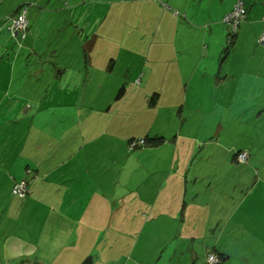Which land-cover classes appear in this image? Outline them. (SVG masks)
Masks as SVG:
<instances>
[{
  "label": "crops",
  "instance_id": "1",
  "mask_svg": "<svg viewBox=\"0 0 264 264\" xmlns=\"http://www.w3.org/2000/svg\"><path fill=\"white\" fill-rule=\"evenodd\" d=\"M23 1L20 0L21 3ZM235 3L236 0L230 3L223 0L221 5L219 2L215 5L214 10L205 9V12L200 13V26L203 28L189 23L186 18L174 17L179 12L172 13L168 6L163 9L162 5H155L152 16L154 25L159 28L147 38V41L153 43L150 50L153 55L144 56V60L156 62L160 67L150 69L146 81L145 72L139 78L138 72H132L131 67L126 69V78L117 76L120 63L115 58L102 61L97 52L92 57V49L98 48L99 45L110 49L108 56L111 55L114 40L108 26L104 27V35L93 34L94 37L89 42L79 38L74 46L75 49L78 45L83 48L85 64L89 66H81L75 71L70 66L71 52H63L62 55V52L58 51L60 45H53L52 60L55 58L60 62L61 56L65 58L63 65L54 63L50 69L44 60V55L48 53L44 50L42 33L39 27L37 28L39 19L52 18L46 15L44 8L30 31L27 39L30 43L27 42L25 51L20 52L24 63L21 72L23 83L31 84L34 89L44 86L42 89L47 91V99L41 97L37 102L38 120L45 117L43 112L50 107L49 114L59 120L62 116H68L74 121V126L68 127L66 133H44L43 129L38 133H13V141L20 139V144L15 145L13 141L6 143L7 154L11 160L10 169L19 155L26 161L27 166L34 170V173L28 176L26 173L24 179L29 181V194L32 192V184L38 187L41 182H46L51 184V189L40 187L43 194L53 192L52 206L57 209L56 214H73L82 220L109 216V220L115 218L117 221L113 224L110 221L101 222L102 232H105L107 227L118 226L120 229L142 235L141 240L148 233L153 235L156 241L149 249L152 252L158 250L156 256L161 263L167 258L173 260L174 244L176 255L178 251L182 254L183 250L187 249L190 238L199 240V233L200 241L207 242V255L211 250L218 252L223 257L222 264H232L231 257L238 253L250 254L245 246L248 244L246 237L236 231L245 228L247 221L241 219L235 224L240 227H235L233 221L239 213L251 215L255 209L264 208V197L256 196V188L253 187L252 167L263 166V163L253 161L252 146H249L253 143V134H246V140L243 143L239 141L237 148L230 146L233 153L237 150L233 154L237 163L224 164L220 161V150L225 135L181 131L167 133L168 128L162 130L167 125L163 121L164 115L173 110V107L180 105L187 108L193 105L200 109V101L204 100L201 93L203 86L213 90V98L224 110L223 116L228 118L229 111L234 117L243 116L244 122L250 125L264 121L262 63L259 68L245 66L237 81L236 67L233 70L234 78L230 82L218 79L216 83L221 89L227 86L232 89V93L229 92L227 96L220 94L214 82L210 85L200 84V81L190 84L193 67L189 64H174L179 57L187 56L190 52L191 45L187 35L189 29L194 28L197 36L189 39L208 44L205 45L207 52L204 57L210 63L204 69L206 73H215L217 51L213 47L215 48V42L219 43L221 34L224 33L218 32L217 29L206 33L205 27H208L204 25L223 24L225 16L233 10ZM81 5L85 6L89 14L86 2ZM246 5L248 14L242 22L235 46L252 43L255 49L259 50L263 48L260 45H263L261 37L264 33V1L252 4L251 0H246ZM171 8L174 6L171 5ZM60 9L63 10V7ZM157 17H160L158 23ZM60 26L61 21L57 23L59 29ZM13 42L12 39L7 42L8 52ZM154 45H157V49ZM31 47L34 49L31 50ZM115 47L117 49L118 45ZM193 51L197 53L198 50L194 48ZM229 53L237 58L247 56L248 58L244 59L246 64L259 57L258 52H237V48ZM30 55L39 59L35 71H30L28 66ZM195 64L200 65V60L196 59ZM222 70L223 65L220 76ZM114 78H122L125 86L129 83V86L122 87L125 88V95L117 99L127 106V114L124 116H113L112 104L109 108L104 107L100 102L102 98L98 97L99 93L89 94L92 89H104L106 84L115 80ZM138 81L141 86L148 83L146 87L150 91L149 94H133L128 97L129 91L138 88ZM230 83L234 86L231 87ZM153 95L154 101L151 100ZM93 96L95 97L92 98ZM84 114L88 116L83 117ZM225 127L223 122H219L217 131ZM213 136L215 137L212 139ZM140 138L165 140L157 146L147 145L130 150V142ZM243 151L249 153L248 167L238 165L242 164L238 154ZM199 154L200 162H197L195 157ZM261 184L262 182L257 181V188ZM246 189L248 192L241 194ZM236 192L240 194L237 196ZM84 223L83 225L81 222L79 226L80 232L84 234L95 232L94 228L99 226L88 221ZM258 223L253 222L255 226ZM229 228L233 229L227 231ZM233 241L245 244L238 248ZM9 242L17 243L13 237L9 238L7 244ZM138 244L133 250H136ZM194 257L197 258L198 253L194 254ZM242 257L244 262L249 261L245 256ZM125 264L133 263L125 261Z\"/></svg>",
  "mask_w": 264,
  "mask_h": 264
},
{
  "label": "rangeland",
  "instance_id": "2",
  "mask_svg": "<svg viewBox=\"0 0 264 264\" xmlns=\"http://www.w3.org/2000/svg\"><path fill=\"white\" fill-rule=\"evenodd\" d=\"M238 1L236 0V3ZM243 1L246 3V0ZM257 1L263 2L264 0H251V3L254 4ZM82 2H86L91 16H89L85 6L81 5ZM218 2L221 5L223 0H24L22 3L20 0H0V135L2 133L0 137V264H125V261H131L133 264H208V245L205 240L200 241V233L198 234L199 240L189 239L188 247L183 250L182 254L178 251L176 255L174 244L173 260L167 258L164 263H161L156 256L158 250L152 252L149 249V246L156 241V238L149 233L141 240L142 235L120 229L118 226L107 227L106 231L102 232L101 222L110 221L113 224L117 221L115 218L109 220V216L82 220L73 214L67 216L56 214L57 209L52 206L53 192L49 191L43 194L41 189V187L51 189V184L41 182V187L32 184L31 194L23 199L15 196L13 194L14 185L16 182L24 180L27 169L32 167L27 166L26 161L18 155L16 163L10 169L11 160L7 154L6 143L13 141V137H11L13 133H38L41 129L44 130V133H66L68 127L74 126V121L68 116H62L59 120L49 114L50 107L44 110V118H40V120L37 118L38 99L43 97L46 100L48 94L42 89L44 86L34 89L31 84L23 83L21 72L24 63L19 50H25L20 47V43L11 30L12 19L16 15L17 9L23 6L29 7L28 20H31L29 32L32 30L38 14L44 8L47 11L46 15L52 17L49 19L43 17L37 23V28L39 27L45 43V53H48V56L44 55V60L50 69L54 63L63 65L65 58L61 56L60 62L55 58L52 60L53 45L57 47L60 45L61 48L58 51L62 52V55H64L63 52H71L70 66L75 71L81 66H89V64H85L83 48L78 45L75 49L74 46L79 38L89 42L93 39V34L104 35V27L108 26L111 35L113 34L114 46L118 45L117 49L113 46L111 48L112 53L108 56L110 49H106L104 45H99L98 48L92 49V57L97 52L102 57V61L115 58L120 63L117 68V73H119L117 76L126 78V69L131 67L132 72L134 70L138 72L139 78L145 72L146 81L147 72L150 69L160 67L156 62L144 60V56L151 54L150 50L153 45L152 42L147 41V38L154 33L156 28H159V26L154 25L152 16L155 5H162L163 9L168 6L172 13L179 12L180 15H174V17L186 18L189 23L203 28L200 26V13L205 12L207 8L210 11L214 10ZM224 2L230 3L233 0H224ZM171 5L174 8H171ZM62 7L63 10L60 9ZM57 9L60 10L57 11ZM59 21H61L60 29L57 27ZM159 21L160 17H157L156 22ZM204 26L208 27H205L206 33H211L215 29L224 33V35L220 33L222 38L220 37L219 43L215 42V48L213 47L217 51L215 73L211 71L206 73L204 69L210 63L204 57L207 52L205 45L208 44L204 45L200 40L189 39L197 36L194 28H190L187 35L191 45L190 52L187 56L179 57L174 64H189L193 67L189 79L190 84L200 81V84L210 85L214 82L220 90V94L227 96L229 92L232 93V89L230 90L228 86L221 89L216 83L218 79L223 82L226 80L230 82L234 78L233 70L236 67L237 81L239 73L244 70L245 66L259 68L260 63L264 65V46L261 44L260 46L263 48L258 47L259 50L255 49L252 43L236 47L229 43L227 37L229 29L224 23H207ZM10 39L14 42L9 46L10 52H8L6 44ZM27 42L30 43V40L23 42L22 45L25 46ZM154 48L157 49V45H154ZM194 48L198 50L197 53H194ZM235 48H237V52H258L259 57H255L251 63L246 64L244 59H247V56L237 58V56H232V53H229ZM32 49L34 48L31 47ZM196 59L200 60L198 66L195 64ZM38 60L36 56H31L28 63L30 71H35L38 68ZM222 65L223 70L220 76L219 72ZM163 67L165 68V66ZM129 75L131 76V74ZM32 76L35 78L34 75ZM28 78L30 77L28 76ZM122 78H114L115 80L106 84L104 89L89 91V94L93 95L99 93L98 97L102 98L100 102L103 103L104 107L109 108L112 104L111 114L113 116L127 114L126 104L117 100L120 90L125 86ZM139 84H141L140 81H138V88L128 92V97L133 94L136 96L149 94L150 91L146 87L148 83H144L142 86ZM127 86L129 83L125 87ZM230 86L233 87L234 84L230 83ZM203 87L201 93L204 100L200 101V109L193 107V105L187 108L180 105L173 107V110L167 111L164 115L163 121L167 125L162 130L168 128L167 133H179L181 131L182 133H221L222 136L225 135L222 138L220 150V161L224 164L236 162L233 154L237 150L233 153L230 146L237 148L239 141L243 143L246 140L245 135L252 133L253 143L249 146H252L253 161L263 163V166L252 167L253 187L256 188V196L264 197V133L262 132L264 131V121L253 122L250 125L244 122L243 116L234 117L229 111L227 113L228 118L223 116L224 110L218 106L216 99L212 96L213 90H208L206 86ZM114 91L117 93L115 94ZM222 99L224 100V98ZM224 101L226 102V100ZM229 101L231 102V100ZM230 108L232 110V105ZM232 112L234 113V111ZM86 116L88 114L83 115V117ZM65 117L67 118L66 121L64 120ZM219 122H223L226 126L221 131H217ZM157 128L161 130L160 127ZM13 142L15 145L20 144V139H15ZM200 154L195 157L197 162H200ZM246 163L238 165L250 166V161ZM257 181L262 182L258 188ZM246 192L248 189L241 194ZM238 194L240 193L236 192L237 196ZM236 217L233 221L235 227H240V225L235 224L241 219L247 221L245 228H242L243 230H235L246 237L245 241L248 244L237 241H233V243L238 248L245 244L250 254L238 253L234 257L232 256L233 263L264 264V208L255 209L251 215L239 213ZM85 221L99 226L95 227L94 230L96 231L91 232V234L81 233L79 226L81 222L84 225ZM253 222L260 223L255 226ZM231 229L233 228H229L227 231ZM10 237H13L17 243L9 242L7 244ZM137 244L136 250H133ZM197 253L199 258L194 257V254ZM242 256H245L249 261L244 262ZM228 261L226 260V262Z\"/></svg>",
  "mask_w": 264,
  "mask_h": 264
},
{
  "label": "built area",
  "instance_id": "3",
  "mask_svg": "<svg viewBox=\"0 0 264 264\" xmlns=\"http://www.w3.org/2000/svg\"><path fill=\"white\" fill-rule=\"evenodd\" d=\"M243 4L244 3L241 0H239L234 13H232L226 18V21L235 25V27L244 17L245 9L243 8ZM25 14L26 11H23L22 13H19L17 16H15L12 19L13 20V25L11 28L12 33L21 45L23 44V41L27 37V31L30 25V22ZM261 42L264 44V35L261 38ZM145 144L146 141L144 139H134L131 141V150H134L139 147H144ZM248 158L249 155L247 152H243L238 156L240 162H247ZM29 193H30V185L26 180L17 183L13 188V194L22 199L28 196ZM221 261L222 258L218 252L213 250L209 252L208 264H221Z\"/></svg>",
  "mask_w": 264,
  "mask_h": 264
},
{
  "label": "trees",
  "instance_id": "4",
  "mask_svg": "<svg viewBox=\"0 0 264 264\" xmlns=\"http://www.w3.org/2000/svg\"><path fill=\"white\" fill-rule=\"evenodd\" d=\"M244 4H243V8L245 9V14H244V17L240 20V22L237 24V26L235 27V25H233V24H231V23H229V22H227L226 21V18L229 16V15H231L232 13H234V11H235V9H236V6H237V4H238V2L237 3H235V5H234V7H233V10L229 13V14H227L226 16H225V18H224V20H223V23L226 25V27L229 29V34H228V41H229V43L230 44H233V45H235V40L237 39V37H238V33L240 32V28H241V25H242V22L246 19V17H247V14H248V9H247V7H246V3L243 1V0H241ZM23 11H26V16H27V18H28V15H29V7L28 6H23V7H21L20 9H18V11H17V13H16V15L15 16H17L19 13H22ZM15 16H13V18L15 17ZM13 21V20H12ZM29 22H30V25H29V29H30V26H31V20H29ZM29 29H28V31H27V37H26V39L23 41V42H25V41H27V39H28V37H29ZM29 32V33H28ZM263 35H264V33H263ZM262 35V36H263ZM262 38V37H261ZM264 45V44H263ZM20 47L22 48H26V45L24 46V45H21L20 44ZM19 52H21V50H19ZM125 95V88H122L121 90H120V92H119V94H118V96H117V99H120L121 97H123ZM155 98V96L153 95L152 96V98H151V100H153ZM154 101V100H153ZM152 103V102H151ZM140 139H144L145 141H146V144H145V146H147V145H149V146H157V145H159V144H162V142H164V140L165 139H162V138H156V139H145V138H140ZM129 147H130V150H131V142H130V145H129ZM140 148V147H139ZM137 149V148H136ZM135 150V149H134ZM243 152H247V151H243ZM243 152H240L239 154H238V156L241 154V153H243ZM248 153V152H247ZM248 155H249V153H248ZM249 159V158H248ZM248 161V160H247ZM242 163H246V162H242ZM31 173H34V170L32 169V168H28L27 169V174H31ZM21 181H23V180H21ZM21 181H19V182H21ZM27 181V180H26ZM19 182H16V184L17 183H19ZM29 182V181H28ZM15 184V185H16ZM14 185V186H15ZM14 188V187H13ZM220 255V254H219ZM221 256V258H222V261H223V257H222V255H220ZM222 261H221V264H222Z\"/></svg>",
  "mask_w": 264,
  "mask_h": 264
}]
</instances>
